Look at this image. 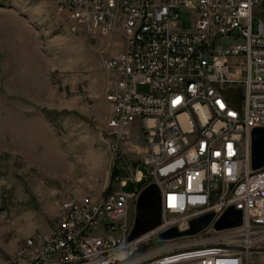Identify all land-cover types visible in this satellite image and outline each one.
Returning <instances> with one entry per match:
<instances>
[{
	"label": "built area",
	"instance_id": "1",
	"mask_svg": "<svg viewBox=\"0 0 264 264\" xmlns=\"http://www.w3.org/2000/svg\"><path fill=\"white\" fill-rule=\"evenodd\" d=\"M72 32L119 30L122 49L104 63L105 127L114 148L137 126L139 171L117 189L87 197L10 264H245L264 254V166L250 168V131L264 127V0H52ZM189 10L190 31H179ZM146 85L137 92L135 85ZM147 180L160 193L158 225L127 243L131 229L121 187ZM240 224L216 230L227 207ZM211 212L193 235L161 239ZM205 230L213 234L203 236ZM238 236L237 245L229 237Z\"/></svg>",
	"mask_w": 264,
	"mask_h": 264
},
{
	"label": "rangeland",
	"instance_id": "2",
	"mask_svg": "<svg viewBox=\"0 0 264 264\" xmlns=\"http://www.w3.org/2000/svg\"><path fill=\"white\" fill-rule=\"evenodd\" d=\"M193 22L178 11L179 31ZM122 43L119 30L71 32L49 0H0V264L18 258L27 237L53 231L64 203L117 189L134 171L146 175L137 126L115 148L105 127L104 63ZM245 264H264V254Z\"/></svg>",
	"mask_w": 264,
	"mask_h": 264
},
{
	"label": "water",
	"instance_id": "3",
	"mask_svg": "<svg viewBox=\"0 0 264 264\" xmlns=\"http://www.w3.org/2000/svg\"><path fill=\"white\" fill-rule=\"evenodd\" d=\"M264 166V127H255L250 131V168L257 169ZM212 213L208 212L194 217L188 222V228L178 231L175 227H170L159 234L161 239H170L180 236L193 235L206 227ZM161 218L160 193L154 183L146 185L138 193L131 229L127 240L142 235L159 224ZM240 224V212L233 207H227L223 213L213 223L216 230L235 227Z\"/></svg>",
	"mask_w": 264,
	"mask_h": 264
},
{
	"label": "bare ground",
	"instance_id": "4",
	"mask_svg": "<svg viewBox=\"0 0 264 264\" xmlns=\"http://www.w3.org/2000/svg\"><path fill=\"white\" fill-rule=\"evenodd\" d=\"M49 1L52 4V0H49ZM67 28H68V30H70V28L68 26H67ZM137 183L140 184V185H136ZM137 183H135V192H140V190L147 185V180H140ZM83 200L84 199H82V200H75V201H70V202L64 203L62 205V207L60 208L61 209V214H68L69 213V210L74 209L75 206L79 202H81ZM123 204L124 205H128V216H129V213H130V210H131L132 205L133 206L135 205V203H132V194H124L123 195ZM128 233H129V228H121L120 231L118 232V242L119 243H127ZM32 237L33 236L27 237L26 242L24 243L23 247L20 249L19 254L22 251H24V250L27 249V247L29 246L30 239ZM41 240H42V237L34 236V241H41ZM237 244H238V237L237 236H230L229 237V245H237ZM33 264H41V263H33Z\"/></svg>",
	"mask_w": 264,
	"mask_h": 264
},
{
	"label": "crops",
	"instance_id": "5",
	"mask_svg": "<svg viewBox=\"0 0 264 264\" xmlns=\"http://www.w3.org/2000/svg\"><path fill=\"white\" fill-rule=\"evenodd\" d=\"M122 49V48H121Z\"/></svg>",
	"mask_w": 264,
	"mask_h": 264
},
{
	"label": "trees",
	"instance_id": "6",
	"mask_svg": "<svg viewBox=\"0 0 264 264\" xmlns=\"http://www.w3.org/2000/svg\"><path fill=\"white\" fill-rule=\"evenodd\" d=\"M109 191V190H108Z\"/></svg>",
	"mask_w": 264,
	"mask_h": 264
}]
</instances>
